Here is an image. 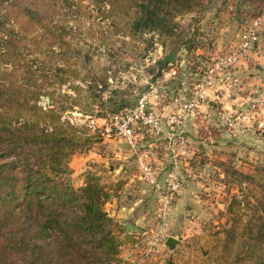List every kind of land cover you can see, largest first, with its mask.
<instances>
[{"label":"trees","instance_id":"obj_1","mask_svg":"<svg viewBox=\"0 0 264 264\" xmlns=\"http://www.w3.org/2000/svg\"><path fill=\"white\" fill-rule=\"evenodd\" d=\"M81 1L0 0V264H122L121 247L131 239L105 210L112 192L90 177L83 187L72 183V158L89 151L95 137L64 115L82 107V92L99 103L98 86H74V96H57L58 86L71 81L67 72L86 80L53 63L66 31L55 14ZM94 1L114 33L124 35L130 27L171 36L177 17L205 8L204 0ZM252 179L264 182V173ZM257 206L262 216L246 225L251 242L224 246L221 264H235L242 255L264 264V191Z\"/></svg>","mask_w":264,"mask_h":264},{"label":"rangeland","instance_id":"obj_2","mask_svg":"<svg viewBox=\"0 0 264 264\" xmlns=\"http://www.w3.org/2000/svg\"><path fill=\"white\" fill-rule=\"evenodd\" d=\"M213 5H216V0H204L205 8L202 10L177 17V28L171 36L134 33L130 27L126 32L129 35L114 33L110 28L111 22L104 18L105 9L95 4L94 0H82L78 6L69 9L59 8L55 18L60 26H66V31L62 32V41L54 49L56 61L53 63L65 69L70 66L86 81L75 80V75L67 72L66 76L71 81L56 87L57 96L64 93L74 96V86L84 91L91 84L98 86L96 96L99 103H92L89 94L82 92V107H74L73 111L64 115V119L72 124L86 126L95 137L89 151L103 155L106 151L102 145L105 138L103 119L108 114L132 108L148 90L149 84L154 82L160 67L165 70L176 68L183 76L229 51L231 45L219 50L210 39L209 35L216 32L215 28L208 29L215 25L216 10ZM263 8L264 0H250L249 8L239 12V15L242 14L244 19L257 17ZM203 20L204 26L200 25ZM230 22H234L233 16ZM70 28L72 32L69 33ZM239 28L230 32L235 35ZM199 49H208V53L197 62L196 52ZM46 60L52 61L49 57ZM259 64L257 61L253 68L264 76V66ZM187 78L190 81L192 76L187 75ZM257 86L264 88L262 84L253 88ZM253 88L248 87V90ZM59 99L57 97V101ZM71 104L68 101L65 106ZM221 112V108L216 111L218 116ZM249 117L245 121L251 123L249 125L243 122L235 129L228 130L224 124L216 128V160L206 158L209 171L202 172L203 177L198 181L189 182L178 195L162 235L159 234L162 225L158 221L159 195L151 186L139 179L124 181L131 173L124 177L116 174L101 160L85 162L84 156L89 151L72 158L71 168L75 173L72 183L75 188H80L83 182L86 184L90 177L112 192L113 197L108 203L122 199L128 207L138 206L130 212H127L128 209L118 212L116 207L105 205L106 212L119 224L124 226V222H128L142 230L126 232L131 239L121 247L122 264H221L224 246L236 249L243 242H251L247 222L262 216L257 200L264 191V182L255 181L252 176L256 172L264 173V112ZM116 162L109 163L115 166ZM195 165L198 162L193 161L192 167ZM135 174L138 176L137 166ZM230 206H233L232 210ZM170 237L177 241L174 248L166 245ZM233 263L251 264L252 261L242 255Z\"/></svg>","mask_w":264,"mask_h":264},{"label":"built area","instance_id":"obj_3","mask_svg":"<svg viewBox=\"0 0 264 264\" xmlns=\"http://www.w3.org/2000/svg\"><path fill=\"white\" fill-rule=\"evenodd\" d=\"M240 27L235 49L211 59L209 64H202L197 69L198 75L192 76L187 90L175 87L182 73L176 68H164L162 75L149 84L148 90L132 108L108 114L103 119V135L126 142L136 157L138 179L159 195L160 235L167 226L178 195L189 182L203 177L202 172L192 167L200 149L190 141L188 125L202 128L206 122L214 124L210 109L215 108L216 100L220 98H239L234 107L223 108L219 114L228 130L235 129L250 115L264 112V88L245 89L242 71L246 72L259 59H264V8L257 17L244 20ZM146 140L164 146L170 157L171 166L163 182L158 178L150 152L140 149V142Z\"/></svg>","mask_w":264,"mask_h":264},{"label":"crops","instance_id":"obj_4","mask_svg":"<svg viewBox=\"0 0 264 264\" xmlns=\"http://www.w3.org/2000/svg\"><path fill=\"white\" fill-rule=\"evenodd\" d=\"M250 0H216V5H213V8L216 10V19L213 20L215 25L210 26L211 30H216V32H212L211 35V41H214L213 44L216 43V48L221 50V48H227V46L231 45V48L229 51H227L224 54H228L232 52V49H234L237 40H238V33L239 30L236 32L235 35L230 32L232 29H238L239 26H241L242 22L246 19L240 14L239 19L238 15L239 12H242L245 9L249 8ZM207 12H210L208 10ZM234 17V22H230L231 17ZM190 17H194V15H191ZM205 20L201 22L200 25H205ZM206 30V29H205ZM194 31H196V27H194ZM204 31V30H203ZM235 32V31H234ZM216 35V36H215ZM237 36V37H236ZM226 50V49H225ZM208 51V49H199L196 52V60L197 62L201 61L202 55ZM218 50L216 51V53ZM203 55V56H204ZM195 60V61H196ZM260 64L264 66V59H259ZM187 63H190L188 61ZM245 73L244 78V84L245 89L248 87H253L254 85H264V76L261 72H255V69L251 67L246 72L245 70H242ZM188 76H196L198 75L197 70L193 73L183 74V76L180 77L179 81L175 83V87L177 89L187 90L188 84L190 81H188ZM220 97V96H219ZM218 97H216L217 99ZM239 98L237 96H233L230 99L226 98H220V100H216V108H211L210 112L213 116L214 124H211L210 122H206V126H200L193 124L188 125V136L192 143L199 146V153L195 159V162H198V165H195V168L198 169L200 172H207L209 171L208 167L209 165L205 163L207 159H215L216 160V128L219 127V125L223 124L221 122L220 117L218 116V113H216L215 116V110L217 111L218 108H226L230 109L237 104ZM216 122V125H215ZM245 125H249L251 123L244 122ZM105 137V136H104ZM102 145H104V148L106 151H104L103 155H98L97 153H94L93 151H89L85 154L84 160L85 162H89L91 160L92 163L98 162L101 160V162L105 163V166H110V169L114 170L116 174H122L123 177L126 176L128 173H131V175L126 176V179L124 181H127L129 179V182L133 181V179H138V176L135 173V168L137 166L136 163V157L133 154V151H131L130 147L126 144L125 141L120 140L118 138H108L105 137L103 139ZM140 149L142 151L150 152L151 158L154 164V167L158 173V178L161 182H163L166 172L170 169L171 161L170 157L166 154V151L164 149V146L157 145L153 140H146L144 142H140ZM111 155V157H109ZM117 161L115 166L111 165L110 161ZM104 166V167H105ZM197 166V167H196ZM91 169V167H89ZM194 168V167H193ZM215 168V167H213ZM216 169V168H215ZM75 174V173H74ZM73 174V175H74ZM133 178V179H131ZM85 183L83 182L80 184L79 187H82ZM111 192V191H110ZM118 200V201H117ZM142 201L140 200L139 203ZM111 205L113 207H116L118 209V212H126L128 209L130 211H133L135 207H128V205H125L123 203L122 199H114L111 203L106 204V206ZM127 206V207H126ZM115 209V208H114ZM125 223V222H124ZM142 232V230H141Z\"/></svg>","mask_w":264,"mask_h":264},{"label":"water","instance_id":"obj_5","mask_svg":"<svg viewBox=\"0 0 264 264\" xmlns=\"http://www.w3.org/2000/svg\"><path fill=\"white\" fill-rule=\"evenodd\" d=\"M239 17H240V15H238V18L237 19H239ZM163 69H164L163 67H160L159 68V71H158V74H157L156 78H159L162 75ZM46 102L49 103V99L48 98H46ZM124 226H125L126 232H128V233H131V232H134V231L135 232H141V229L140 228L134 226L131 223L125 222L124 223ZM176 244H177V241L174 238H171V237L167 240V243H166V245L169 248H174V246ZM169 264H173V263L172 262H169Z\"/></svg>","mask_w":264,"mask_h":264}]
</instances>
